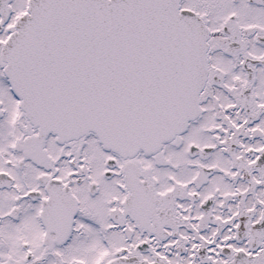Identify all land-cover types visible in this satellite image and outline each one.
<instances>
[{"label":"snow or ice","instance_id":"snow-or-ice-1","mask_svg":"<svg viewBox=\"0 0 264 264\" xmlns=\"http://www.w3.org/2000/svg\"><path fill=\"white\" fill-rule=\"evenodd\" d=\"M0 264H264V0H0Z\"/></svg>","mask_w":264,"mask_h":264}]
</instances>
